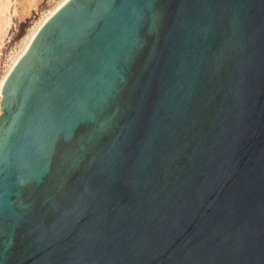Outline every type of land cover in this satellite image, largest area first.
Returning <instances> with one entry per match:
<instances>
[{"label":"water","instance_id":"water-1","mask_svg":"<svg viewBox=\"0 0 264 264\" xmlns=\"http://www.w3.org/2000/svg\"><path fill=\"white\" fill-rule=\"evenodd\" d=\"M1 95L0 264H264V0H68Z\"/></svg>","mask_w":264,"mask_h":264},{"label":"rangeland","instance_id":"rangeland-1","mask_svg":"<svg viewBox=\"0 0 264 264\" xmlns=\"http://www.w3.org/2000/svg\"><path fill=\"white\" fill-rule=\"evenodd\" d=\"M5 1L0 0V7ZM7 1L9 3L8 12H13V10L15 12L12 15V25L4 41L0 44V80L14 56L22 49L43 18L62 0H36L34 5L29 8L25 6L23 0ZM1 98L2 95H0V102Z\"/></svg>","mask_w":264,"mask_h":264},{"label":"bare ground","instance_id":"bare-ground-1","mask_svg":"<svg viewBox=\"0 0 264 264\" xmlns=\"http://www.w3.org/2000/svg\"><path fill=\"white\" fill-rule=\"evenodd\" d=\"M23 1H24V4H25V6L27 8L32 7L34 5V3L36 2V0H23ZM67 1L68 0H62L61 2H59L49 12V14H47V16L43 18V20L41 21V23L39 24L37 29L31 34L29 39L25 42V44L23 45L22 49L14 56V58L11 61V63L8 65L6 73L3 75V77L0 80V95H1V89H2L3 83L5 82V80L7 79L8 75H9V73L12 71L14 66L19 61V59L27 51L28 47L30 46L31 42L33 41V39L36 36V34L38 33V31L46 23V21H48V19L52 15H54ZM8 9H9V3L6 0L5 3H3L1 5V7H0V44L4 41V39H5L6 35H7V32H8L9 28L12 25V15H13V12H15V10H13V12H8Z\"/></svg>","mask_w":264,"mask_h":264}]
</instances>
